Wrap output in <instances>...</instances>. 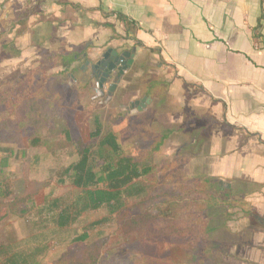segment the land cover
I'll return each instance as SVG.
<instances>
[{
  "label": "crops",
  "instance_id": "crops-1",
  "mask_svg": "<svg viewBox=\"0 0 264 264\" xmlns=\"http://www.w3.org/2000/svg\"><path fill=\"white\" fill-rule=\"evenodd\" d=\"M117 16L136 25L134 39ZM106 50H134L131 68L145 60L170 71L168 83L190 95V108L217 122L207 176L227 186L235 216L257 228L244 254L264 264V227L253 219H264V0H0V80L15 73L36 89V72L60 73V82L73 76L93 90L83 66ZM62 54L65 67L42 68Z\"/></svg>",
  "mask_w": 264,
  "mask_h": 264
},
{
  "label": "trees",
  "instance_id": "trees-1",
  "mask_svg": "<svg viewBox=\"0 0 264 264\" xmlns=\"http://www.w3.org/2000/svg\"><path fill=\"white\" fill-rule=\"evenodd\" d=\"M117 18L125 23L126 37L134 39L130 35L136 25L122 16ZM66 58L65 54L60 55L61 63L58 56L46 57L42 68L65 67L63 61ZM134 69L131 68L129 73L134 74ZM46 77V72H36V89L29 84L25 87L31 98L23 103L25 124L22 128L14 109L6 120L0 121V145L14 143L19 135L32 146L41 144L48 152L72 147L76 155V160L63 168L57 182L60 187H68L72 191L71 197L62 200L48 195L40 199L41 202L39 196L21 199L25 209L35 213L37 210L38 215L44 217V223H51L58 230L70 229L78 221L89 219L73 240L84 245L81 253L64 255L54 264H178L172 259V248L208 240L218 230L228 231L227 224L235 216L234 206L220 182L205 174L208 158L207 164L202 166L204 173L200 174L194 188H187L171 173L183 163L179 161L183 152L201 148L207 142L206 138L199 136L216 125V121L199 116L204 124L185 133L189 142L177 150L173 162H167L158 169L155 157L173 130L163 128L157 138H146L148 149L139 159L126 155L120 145L119 132L115 130L121 120L130 122L125 114L119 113L105 124L95 119L89 139L74 141L71 134L78 131L76 112L67 110L56 90L46 85ZM125 79L128 83L129 80ZM39 82L43 87L38 86ZM158 84L149 81L143 89V97L154 99L153 89ZM133 92L128 91V96L131 97ZM2 103L0 100V105ZM56 117L67 126L61 142L44 144L33 138L39 129L51 128L50 121ZM186 127L184 125L178 131L184 132ZM122 132H128L127 127ZM160 174L165 175L162 181L159 180ZM102 211L106 215H100ZM4 219L0 204V228ZM114 219L119 221L123 234L136 235L140 253L123 255L105 251L108 238L92 237L91 233L96 228ZM0 264H36L28 262L11 227L5 231L4 243H0Z\"/></svg>",
  "mask_w": 264,
  "mask_h": 264
},
{
  "label": "rangeland",
  "instance_id": "rangeland-1",
  "mask_svg": "<svg viewBox=\"0 0 264 264\" xmlns=\"http://www.w3.org/2000/svg\"><path fill=\"white\" fill-rule=\"evenodd\" d=\"M133 68L135 73L130 74L129 71L125 77L129 82L124 78L123 89L106 103L105 97H96L95 89L88 90L86 85L76 86L69 76L62 75L64 82H60V73L47 74L46 80L51 79L46 85L56 90L58 98L68 111L70 109L76 112L78 131L71 134L74 141L89 139L94 130L95 119L105 124L117 114H125L130 122L121 120L115 130L119 132L120 145L126 155L139 159L148 149L146 138H157L158 132L163 128L173 130V134L155 157L157 168L161 169L167 162H173L177 150L189 142L185 133L197 129L203 122L198 119L200 115L190 108V95L181 93L168 83L166 77L170 71L165 73L154 70L155 65L151 63L149 67L145 66V60ZM149 81L159 83L153 89L154 99H150L142 112L132 114L131 111H124L133 102L127 92L138 91L139 100ZM68 82L72 84L73 90L67 87ZM26 86L27 83L25 85L24 82H19L15 73L0 80V100H3L0 105V121L6 120L9 112L14 109L21 128L24 126L22 107L25 100L31 98ZM50 124L51 128L39 129L33 138H38L39 142L44 144L61 142L63 131L67 129L66 124L57 117L53 118ZM184 125H187L186 130L179 132ZM125 127L128 132L121 133ZM211 132L207 130L200 135L199 138H206L207 142L201 148H192L196 154L188 149L183 152L182 157H179V161L183 163L171 172L187 188H194L196 180L204 173L202 166L207 164V145L211 141ZM75 160L76 155L72 147L48 152L41 144L32 146L19 135L14 143L0 145V204L1 215L5 216L0 228V243H4L5 231L11 227L30 263L54 264L64 255L81 253L83 249L82 243L73 240L77 237L76 232L84 228L89 219L78 221L70 229L58 230L51 223H44V217L38 215L37 210L36 213L29 211L21 203V199L27 196H39V200L48 195L62 200L71 197L72 191L68 187H60L57 182L63 168ZM164 176L160 174L159 180L162 181ZM222 188L225 195L230 196V191L223 186ZM21 211L25 213L22 214ZM99 214L106 215L104 211ZM227 226L228 231L218 230L208 240L172 248L173 261L178 264H246L250 258L253 262L251 264H255L254 257L248 258L244 252L248 246L253 247L252 243L258 234L257 228L243 215H236ZM91 235L108 238L105 251L123 255L141 252L136 235L123 234L117 219L96 228Z\"/></svg>",
  "mask_w": 264,
  "mask_h": 264
},
{
  "label": "water",
  "instance_id": "water-1",
  "mask_svg": "<svg viewBox=\"0 0 264 264\" xmlns=\"http://www.w3.org/2000/svg\"><path fill=\"white\" fill-rule=\"evenodd\" d=\"M134 53V50L120 54L113 50H106L98 57L85 62L83 68H88L90 71L91 83L94 85L96 97H105V103L113 98V94L123 76L131 70ZM152 63L155 62L153 61ZM70 77L73 79V76ZM106 86L108 88L104 90ZM149 102L150 99L144 96L139 100L133 101L124 111H131L132 114L142 112ZM253 219L260 222L264 227V219L257 216H253Z\"/></svg>",
  "mask_w": 264,
  "mask_h": 264
}]
</instances>
